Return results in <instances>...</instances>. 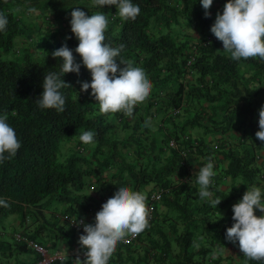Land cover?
Segmentation results:
<instances>
[{"label":"trees","instance_id":"16d2710c","mask_svg":"<svg viewBox=\"0 0 264 264\" xmlns=\"http://www.w3.org/2000/svg\"><path fill=\"white\" fill-rule=\"evenodd\" d=\"M132 2L141 9L135 20H123L115 5L94 6L93 0H0V13L8 19L0 32V116L7 114L22 145L15 157L0 163V200L6 202L0 205V264L39 260L18 232L49 251L61 245L78 244L79 249L83 233L57 214H79L95 204L89 215L94 224L96 213L120 187L146 194L147 201L154 190L162 192L149 227L137 240L120 242L109 264H235L221 255L239 247L226 238L235 223L233 205L252 187L261 189L264 200V142L255 135L264 107V59L235 61L221 41L203 44L228 0L219 5L213 0L207 18L201 0ZM75 7L89 16L105 13V43L123 45L117 59L147 73L151 94L136 105L133 121L122 112L101 113L91 89L82 93L91 73L75 52V34L59 29L71 24ZM30 8L42 11L44 32L34 30ZM193 24L196 36L188 32ZM23 36L26 42L18 44ZM64 44L81 64L80 73L63 76L72 86L60 90L65 111L41 109L35 102L45 75L60 73L63 62L51 53ZM89 130L95 132L94 142L84 144L79 137ZM171 138L177 145L169 143ZM209 157L217 173L209 190L213 199L222 200L215 207L199 198L195 178ZM255 214L264 215L258 209ZM237 259L264 264L240 250Z\"/></svg>","mask_w":264,"mask_h":264},{"label":"clouds","instance_id":"9594fccd","mask_svg":"<svg viewBox=\"0 0 264 264\" xmlns=\"http://www.w3.org/2000/svg\"><path fill=\"white\" fill-rule=\"evenodd\" d=\"M201 3L205 9V17H210L208 10L213 5V0H201ZM93 4L101 7L115 5L118 16L123 20H135L141 11L132 0H93ZM28 11L31 13L35 9L30 8ZM71 17V31L79 40L75 52L82 58L83 65L92 76L91 83L82 82L81 90L87 93L91 89V95L99 103L101 113L122 112L132 117L136 105L150 97L152 83L147 73L143 68L133 66L132 62L117 59L123 45L114 48L105 43V32L109 26L105 13L97 12L89 16L75 7ZM7 24V17L0 13V32L6 30ZM211 32L223 43L224 51L230 53L231 59H264V0H228L223 13H217ZM51 55L54 59H62L61 71L45 75L44 90L35 103L41 109L63 112L66 101L60 90L72 87L64 81L63 76L73 72L79 74L81 64L67 44L54 50ZM117 60L125 67L121 68ZM7 120V114L0 116V163L15 157L22 146ZM258 123L260 130L255 135L264 142V107L259 110ZM149 125L150 121H145V126ZM94 137L95 132L89 130L84 131L79 139L84 144H91ZM216 174L212 157L195 174L199 198L208 200L213 207L220 205L222 201L219 198L213 199V193L209 190ZM146 201V194L120 187L96 213L94 224L79 220L85 233L80 236L79 244L87 251L84 259L77 256L75 264H109L120 242H128L127 238H134L149 227ZM0 205L6 206V202L0 200ZM257 209L264 213L261 189L248 188L243 198L233 205L235 223L227 229L226 238L232 243L238 242L240 251L247 259L264 261V215L257 216ZM215 255L214 252L213 257Z\"/></svg>","mask_w":264,"mask_h":264},{"label":"built area","instance_id":"2783aa9c","mask_svg":"<svg viewBox=\"0 0 264 264\" xmlns=\"http://www.w3.org/2000/svg\"><path fill=\"white\" fill-rule=\"evenodd\" d=\"M216 41H219V40L214 36L213 33H207L203 38V44H208V43H212V42H216ZM192 60H193V55H190L188 58L187 64H190ZM173 111L175 112V111H177V109L174 108ZM188 137H189L188 135H184L185 139H188ZM169 143L173 146L177 145L176 140L173 138H171L169 140ZM194 143H196V141H194ZM214 146H215V148H217L218 144H215ZM182 153H183V156L186 157L188 150L185 151L183 149ZM161 192H162V189H156L149 196V199L147 201V206L149 209V222H150V219L152 218L153 209H154V207H153L154 202H158L160 200ZM96 207H98V206L95 204H91L82 213H79V214L63 213V214H57V215H58V217H60V219L62 221L66 222L67 224H69L72 227L78 228L83 234H85L83 231V226L80 225L78 222H79V220L82 219V220H84L85 223L92 224L89 222V215L92 213V211ZM140 234L134 238L129 237V238H127L128 242H122V243H124V244L131 243V242L137 240L139 238ZM16 236L18 238L25 239L27 241V245L32 247V249H34L38 253L39 260L35 264H51L53 261H56V260L60 261V260H63L65 258L64 254L59 253L57 251L50 252L45 246L41 245V243L34 241V240H31V239H28L26 236L22 235L20 232H18L16 234ZM86 251H87V249L81 248V246H80V248L77 249V253L75 254V258H74L72 264H75V259L77 258V256H79L81 259H84V253Z\"/></svg>","mask_w":264,"mask_h":264},{"label":"crops","instance_id":"0c3cea01","mask_svg":"<svg viewBox=\"0 0 264 264\" xmlns=\"http://www.w3.org/2000/svg\"><path fill=\"white\" fill-rule=\"evenodd\" d=\"M215 5H219V0H215ZM41 12L39 10H37L36 12H32L31 15H30V17H29V19L32 22V26L34 27V30L37 29L38 31L44 32V30H43L44 20H43V17L41 16ZM59 29L61 31H63V32L64 31L66 32V31H68V30L71 29V24H69L68 26H66L64 29H62V28H59ZM198 31L199 30L196 29V25L195 24H193L188 29V32H190L194 36L197 35V32ZM32 32H34V31H32ZM23 41L26 42V37L25 36L20 37V39L18 40V44L19 43H23ZM127 118L130 121H133L134 116H132V117H128L127 116ZM194 133L197 134V135L200 134L198 131L197 132H194ZM205 138H207L209 141H213V140H215L214 139L215 138V135H208ZM194 157H195L194 159H197V157H198V159H201V157H199L197 155H194ZM194 162H196V160H194ZM193 170H195V171L197 170V165H194ZM108 173L105 172L106 175ZM225 187H226V183L220 185V188L221 189H224ZM77 245H61L58 248H56V249H54L53 251H50V252L57 251L59 253L64 254L65 258L63 260H61V264H72V262H73V260L75 258V254L77 253V249H78L77 248ZM229 249H230L229 251H228V249L222 250L223 253H221V255L228 257L227 260L234 261L235 264H237L239 262V261H237L238 260L237 259V255H238V252H239L240 248L239 247H230Z\"/></svg>","mask_w":264,"mask_h":264},{"label":"rangeland","instance_id":"374dc122","mask_svg":"<svg viewBox=\"0 0 264 264\" xmlns=\"http://www.w3.org/2000/svg\"><path fill=\"white\" fill-rule=\"evenodd\" d=\"M3 56H4V57H6V56H7V57H10V56H12V53H9L8 55L6 54V55H3ZM82 93H84V92L82 91ZM261 98H263V100H264V93H263V95L261 96ZM188 130H191V131H192V129H188ZM194 131H195V130H193V132H194ZM260 213H261V212H260ZM11 216H13V215H10V217H11ZM237 261H239V260H237ZM234 263H235V262H234ZM8 264H13V260H12V259L9 260V261H8ZM239 264H243V263H242V260L239 261Z\"/></svg>","mask_w":264,"mask_h":264}]
</instances>
